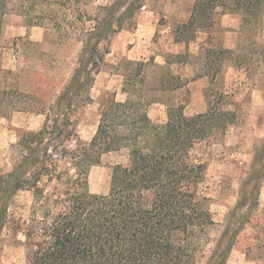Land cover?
Segmentation results:
<instances>
[{
  "label": "trees",
  "instance_id": "obj_1",
  "mask_svg": "<svg viewBox=\"0 0 264 264\" xmlns=\"http://www.w3.org/2000/svg\"><path fill=\"white\" fill-rule=\"evenodd\" d=\"M55 2L72 14L82 13L78 0ZM143 6L144 0H114L102 6L95 18H88L94 24L83 34L72 78L50 111H43V127L20 135L26 151L20 162L9 173L0 171V238L14 195L24 190L33 194L30 222L15 227L16 234L25 236L21 243L32 246L26 264H196L201 239L216 224L212 197L202 188L208 166L193 151L225 135L237 121V110L228 106L219 84L234 49H206L202 75L211 79L208 109L188 116L184 104L169 106L164 124L150 118L140 93L146 62L127 59L129 66L140 68L126 80L127 100L113 97L105 103L90 141L79 134L77 115L93 102L91 90L110 53L105 43L136 25ZM219 9L241 14L244 26L260 28L264 0H196L189 21L175 27V41L189 45L196 40L202 29L215 25ZM77 20L85 21L83 16L75 17L68 29ZM240 59L249 70L247 54ZM166 62H171L170 56ZM175 78L168 75L163 81L167 84ZM166 89L169 84L162 88ZM124 147L130 149L129 161L113 167L109 193H93L92 168L102 164L105 154ZM263 149L207 264H227L238 235L250 221L247 209L259 205Z\"/></svg>",
  "mask_w": 264,
  "mask_h": 264
},
{
  "label": "rangeland",
  "instance_id": "obj_2",
  "mask_svg": "<svg viewBox=\"0 0 264 264\" xmlns=\"http://www.w3.org/2000/svg\"><path fill=\"white\" fill-rule=\"evenodd\" d=\"M196 0H144L136 25L126 27L109 43L110 49L91 90L93 102L78 115V131L90 141L95 135L101 111L113 97L126 99L123 87L140 68L129 66L127 59L146 62L140 91L152 120L164 124L169 106L185 105L187 115L208 109L207 89L211 79L205 72V53L211 47L234 49L226 59L223 85L228 106L237 110V121L225 135L198 145L193 154L207 163L202 185L212 197L211 211L216 224L201 239L196 264H207L224 230L229 212L236 207L244 182L250 176L258 154L264 147V15L261 27L244 26L239 13L219 9L213 27L202 29L189 45L175 41V27L188 22ZM114 0H78L82 13L72 14L55 0H0V171L11 172L25 154L20 144L24 131L40 130L46 114L72 78L82 52L81 39L93 26L102 6ZM76 25L68 29L74 18ZM40 25L41 39L36 40L34 25ZM59 24V25H57ZM182 54L181 57H174ZM247 54L249 70L240 64ZM170 56L171 62H166ZM173 75L169 84L163 79ZM171 85H181L177 89ZM264 150V149H263ZM130 149L124 147L104 155L101 165L91 170L93 193L108 194L113 167L127 164ZM264 163V160L262 161ZM258 168L260 165H257ZM264 172V169H263ZM249 197L250 194L247 193ZM31 191L14 195L9 222L0 238V264H26L32 246L15 227L30 222L33 204ZM250 221L237 237L227 264H264V178L259 205L248 208Z\"/></svg>",
  "mask_w": 264,
  "mask_h": 264
},
{
  "label": "crops",
  "instance_id": "obj_3",
  "mask_svg": "<svg viewBox=\"0 0 264 264\" xmlns=\"http://www.w3.org/2000/svg\"><path fill=\"white\" fill-rule=\"evenodd\" d=\"M41 27L40 26H35L34 27V29H36V30H34V35L32 34V37L34 38V39H36V40H40L41 39V36H39L40 35V31L41 30H39ZM120 34H121V31L119 32ZM119 33H117V34H119ZM116 34V35H117ZM109 54V53H108ZM129 60H131V59H129ZM95 85V84H94ZM123 93L124 94H126V99H123V100H118L116 97V100L117 101H121V102H124V101H126L127 100V98H128V94L126 93V92H124V87H123ZM93 97V96H92ZM198 113H201V112H198ZM198 113H196V114H198ZM149 114V113H148ZM196 114H192V115H190V116H193V115H196ZM186 115H187V113H186ZM149 116H150V114H149ZM189 116V115H188ZM150 118L152 119V117L150 116ZM101 119V118H100ZM100 122V121H99ZM99 126V125H98ZM98 129V128H97ZM97 132V131H96ZM93 138V137H92Z\"/></svg>",
  "mask_w": 264,
  "mask_h": 264
}]
</instances>
